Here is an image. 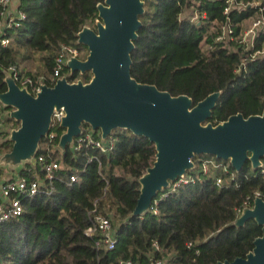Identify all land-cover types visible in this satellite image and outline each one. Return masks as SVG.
<instances>
[{
  "label": "trees",
  "instance_id": "1",
  "mask_svg": "<svg viewBox=\"0 0 264 264\" xmlns=\"http://www.w3.org/2000/svg\"><path fill=\"white\" fill-rule=\"evenodd\" d=\"M144 13L131 53V77L140 84L155 86L171 96L185 95L195 106L208 95L219 93L211 117L204 123L216 126L230 116L244 118L264 111V30L254 38L253 47L245 50L241 42L242 25L254 16L264 18V0H142ZM103 0H17L10 8L20 11L25 19L16 28L6 29L10 45L0 47V94L6 92L5 73L10 65L29 60L38 61L44 70V84L53 87L49 77L60 47H74L85 60L88 50L78 44V33L84 28L96 31L97 5ZM192 9L197 21L182 18L185 9ZM225 9H228L224 14ZM1 11V7H0ZM229 21L233 40L216 41L221 28ZM208 25L216 26L212 35ZM69 74L63 68L62 75ZM36 81L38 75H30ZM90 73H73L68 83H88ZM3 107V112L11 111ZM2 112V113H3ZM3 127L18 129L19 122L5 118ZM82 132H90L87 124ZM53 139L43 137L35 154L50 157L60 165L50 195L37 194L22 201V215L0 223V264H217L245 258L253 242L262 236L254 220L234 226L235 210L255 193L264 200L262 166L256 170L247 161L234 181L222 177L224 185L216 186L214 177L199 175L193 182L180 185L175 192L159 200L155 209L133 216L140 194L138 182L155 161V147L144 137L115 129L108 138L114 140L108 153L82 146L74 150L70 144L58 148L65 132L59 124L50 128ZM9 132L0 141V155L11 151ZM213 156H195L199 158ZM222 161V160H217ZM0 167V183L5 181ZM186 174L193 175L188 171ZM16 177L44 180L36 159L24 162L23 168L10 174ZM77 181L67 185L69 177ZM194 176V175H193ZM218 176V175H215ZM96 205V214L110 220L116 238L115 248H97V235L86 236ZM153 243L158 245L156 250ZM191 243L192 247L187 245Z\"/></svg>",
  "mask_w": 264,
  "mask_h": 264
},
{
  "label": "water",
  "instance_id": "2",
  "mask_svg": "<svg viewBox=\"0 0 264 264\" xmlns=\"http://www.w3.org/2000/svg\"><path fill=\"white\" fill-rule=\"evenodd\" d=\"M143 6L142 0H103L97 5L96 31L84 27L78 33L77 43L88 50L86 59L72 58L65 64L70 75L90 73L88 83H68L63 77L53 87L43 85L33 97L10 77L5 78L7 90L0 94V101L12 109L8 117L20 126L11 131L12 148L0 157V165H9L12 170L20 163H30L40 140L49 134L53 113L63 109L59 126L65 132L58 141L61 151L79 136L83 124L99 131L103 140L113 130L122 129L154 144L155 161L138 180L140 194L132 214L135 217L148 212L157 194L193 167L195 156L208 155L229 162L236 172L247 161L253 170L262 166L264 111L247 118L233 115L216 126L204 125L219 93L208 95L194 106L185 95L173 97L131 77V53L141 27ZM248 220H254L262 229L252 251L245 258L217 264H264L262 198L255 199L252 209L244 210L234 226L241 227Z\"/></svg>",
  "mask_w": 264,
  "mask_h": 264
},
{
  "label": "built area",
  "instance_id": "3",
  "mask_svg": "<svg viewBox=\"0 0 264 264\" xmlns=\"http://www.w3.org/2000/svg\"><path fill=\"white\" fill-rule=\"evenodd\" d=\"M11 0H0V47L4 48L10 45V39L5 36V30L16 28L20 26V22L25 19V15L11 9ZM228 9H225L224 14H226ZM260 24L264 25V18L260 16V20H257L254 23V27H258ZM222 33L216 37V41L224 40H233L232 38V29L229 21H226L223 27L221 28ZM252 32V31H251ZM248 33L241 32V42L245 45V50L251 49L253 47V42L255 33L252 32V39L250 43H246V38ZM79 52L72 46L62 45L60 47L59 55L54 61V69L49 79L51 82L56 83L58 80L66 76L62 75V70L65 68V64L72 58L79 59ZM264 54V49L257 51L252 58ZM80 60V59H79ZM69 71V70H68ZM10 77L13 82L19 87V89H24L28 94L35 97L43 85H46L43 82V78L39 77L34 81L31 77L27 76L25 73H22L15 65H10L5 73V78ZM67 80V79H66ZM68 82V81H67ZM77 82V81H76ZM75 83V82H74ZM55 85V84H54ZM4 105L0 101V115L3 112ZM64 116L63 109L55 111L51 118V125L59 124ZM3 124L0 120V134L3 132ZM49 139H53L54 134L50 133L47 135ZM114 140L112 138H106L105 140L94 138L90 132L81 133L75 140H73L72 145H74V150H79L82 146L91 147L93 149H98L102 153H108L113 148ZM36 163L40 167V172L44 175V180L39 181L35 178L27 179L26 177L15 178L12 181H6L0 183V223L10 221L12 219L18 218L22 215V201L25 199H31L37 194L50 195L53 192V183L57 178V171L60 169V165L55 162L50 157L38 156L34 157ZM33 159V160H34ZM193 172V175L186 174L170 184L167 193L161 195L159 200L164 199L168 194L173 193L176 189L182 185L189 182H193L199 175L205 177H214L216 181V186L221 187L224 185V180L222 177H227L228 182H233L235 173L230 171L229 162L217 161L213 158H199L198 164L195 165L193 162V167L189 170ZM236 172V171H235ZM261 174L264 178V169L261 171ZM218 175V176H215ZM77 181V176L72 175L69 177V181L66 183L70 185ZM260 198L258 193H255V197L252 202L247 198L242 208L236 209V220L240 217L242 212L246 209H252L254 200ZM157 200H154L149 208L154 215L157 214L155 206L157 205ZM93 215L91 220V226L88 227L85 234L88 237L94 235L98 236V239L94 241V244L97 248L105 246L108 251H111L115 248L116 238L113 232V228L109 219L104 218L96 214V205L94 203V208L90 211ZM153 246L156 250H159L158 245L153 243ZM188 248L192 247V244L187 245ZM98 264V263H97ZM119 264H134L130 260L120 261ZM152 264H163L161 261H155Z\"/></svg>",
  "mask_w": 264,
  "mask_h": 264
},
{
  "label": "rangeland",
  "instance_id": "4",
  "mask_svg": "<svg viewBox=\"0 0 264 264\" xmlns=\"http://www.w3.org/2000/svg\"><path fill=\"white\" fill-rule=\"evenodd\" d=\"M182 18H191L192 21H197L198 18L197 16L194 15L193 10L190 9H185L182 16ZM257 20H260V16H254L253 18L245 21L242 25V31L248 33V37L246 38V43H250L251 39H252V32L255 33V36L257 35V33L259 31H263L264 30V25L260 24L258 27H254V23L257 22ZM216 30V26L213 25H208V29L207 32L209 35H212ZM252 31V32H251ZM18 66V69L25 74H30V75H38L39 77H42L44 75V70L43 67L41 66V64L38 61L35 60H29L26 62H17L16 63ZM70 74L65 75L66 79L68 78ZM9 112H3L0 115V120L4 121L5 118H8L9 116ZM12 127L11 125H5L3 128V132L0 134V141H2L5 137H6V132H9V135L12 131ZM15 130V129H14ZM2 155H0L1 157ZM0 167L3 168L4 171H6L7 173H9V171H11L12 173L18 171L19 169L23 168V163H20L19 165L16 166V168L9 170V165H0Z\"/></svg>",
  "mask_w": 264,
  "mask_h": 264
},
{
  "label": "crops",
  "instance_id": "5",
  "mask_svg": "<svg viewBox=\"0 0 264 264\" xmlns=\"http://www.w3.org/2000/svg\"><path fill=\"white\" fill-rule=\"evenodd\" d=\"M16 2H17V1H16ZM16 2H13V3L15 4ZM13 6H14V5H13ZM13 6L11 5V8H12ZM13 8H14V7H13ZM5 172H6V171H5ZM10 174H11V171H9V173H7V172L5 173V178H4L5 181H8V180H9V177H8V176H11ZM16 178H17V177H16ZM1 183H2V182H1Z\"/></svg>",
  "mask_w": 264,
  "mask_h": 264
}]
</instances>
